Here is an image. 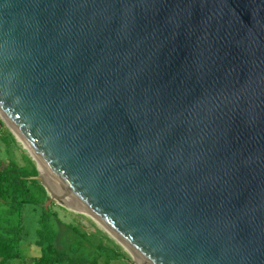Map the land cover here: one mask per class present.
<instances>
[{
	"label": "water",
	"instance_id": "1",
	"mask_svg": "<svg viewBox=\"0 0 264 264\" xmlns=\"http://www.w3.org/2000/svg\"><path fill=\"white\" fill-rule=\"evenodd\" d=\"M0 116L140 264H264V0H0Z\"/></svg>",
	"mask_w": 264,
	"mask_h": 264
},
{
	"label": "trees",
	"instance_id": "2",
	"mask_svg": "<svg viewBox=\"0 0 264 264\" xmlns=\"http://www.w3.org/2000/svg\"><path fill=\"white\" fill-rule=\"evenodd\" d=\"M26 159L28 166L0 158V263L19 259L21 264H100L97 257H89L80 250L88 243L85 234L78 233L76 243L66 248H56L58 232L54 220L57 212L45 206L48 192L39 180L32 177L38 174V170L30 157L26 156ZM27 203L42 208L34 242L39 255L32 262H27L21 252L25 234L23 206ZM72 228L78 232L76 227Z\"/></svg>",
	"mask_w": 264,
	"mask_h": 264
},
{
	"label": "rangeland",
	"instance_id": "3",
	"mask_svg": "<svg viewBox=\"0 0 264 264\" xmlns=\"http://www.w3.org/2000/svg\"><path fill=\"white\" fill-rule=\"evenodd\" d=\"M26 156L32 159L37 168L36 160L32 158L25 145L12 133L0 116V158L5 161H14L20 166H28L29 162ZM43 179L45 183H48L44 177ZM48 188L51 192L53 191L52 186H48ZM70 199L74 200L71 197ZM48 207L57 212L54 220L58 232L55 242L56 248L63 249L71 243H76V239L79 238L78 233H80L85 234L88 239V243L82 246L80 250L89 257H97L100 264H140L119 241L104 230L91 216L61 205L55 198L51 199ZM41 211V206L33 203H27L23 206L25 234L21 244V252L27 262H32L39 255V248L34 245V242L37 239ZM72 227H76L78 232L74 231ZM21 262L19 259H13L6 264H21Z\"/></svg>",
	"mask_w": 264,
	"mask_h": 264
},
{
	"label": "bare ground",
	"instance_id": "4",
	"mask_svg": "<svg viewBox=\"0 0 264 264\" xmlns=\"http://www.w3.org/2000/svg\"><path fill=\"white\" fill-rule=\"evenodd\" d=\"M14 130V129H13ZM16 136L18 139L25 145L24 141L19 137V135L16 133L14 130ZM25 147L28 149V147L25 145ZM28 151L31 153V151L28 149ZM32 154V153H31ZM33 155V154H32ZM34 156V155H33ZM37 165L39 167L40 173L43 175L45 180L48 182L46 183L47 186H52L53 192H55L61 200L64 202L65 206L70 208L71 210L77 211V212H82L84 214H87L92 217L104 230L109 232L112 236H114L117 241L122 243V245L131 253V255L136 259L137 263H146V261L138 256L136 253H134L131 249H129L122 241H120L113 233H111L100 221H98L86 208H84L80 203H78L76 200L70 199V195L66 193L60 186L59 184L54 180V178L51 176V174L45 169L41 163L35 158ZM70 196V197H69ZM72 198V197H71Z\"/></svg>",
	"mask_w": 264,
	"mask_h": 264
}]
</instances>
